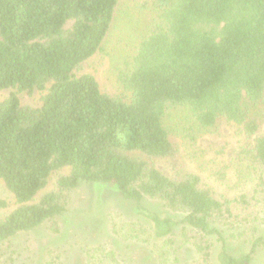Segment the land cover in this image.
Segmentation results:
<instances>
[{
    "label": "trees",
    "instance_id": "trees-1",
    "mask_svg": "<svg viewBox=\"0 0 264 264\" xmlns=\"http://www.w3.org/2000/svg\"><path fill=\"white\" fill-rule=\"evenodd\" d=\"M123 1L0 0V91H13L0 101V181L16 204L0 217V244L44 225L57 235L71 192L85 183L110 185L133 203L165 248L190 247L195 257L186 264H257L264 0H150L148 32L116 75L121 93L108 94L81 69L101 51ZM33 91L43 94L41 105L21 104L17 94ZM224 126L243 137L232 165L246 168L250 187L216 197L188 169L178 140L199 159L197 139ZM101 254L87 252L84 264L121 258L117 249ZM169 254L162 251L160 264ZM42 264L62 261L49 254Z\"/></svg>",
    "mask_w": 264,
    "mask_h": 264
},
{
    "label": "rangeland",
    "instance_id": "rangeland-1",
    "mask_svg": "<svg viewBox=\"0 0 264 264\" xmlns=\"http://www.w3.org/2000/svg\"><path fill=\"white\" fill-rule=\"evenodd\" d=\"M151 14L150 0H124L121 3L101 51L81 69V73L95 78L102 92L121 93L116 75L123 70L124 62L147 34ZM12 92L11 89L1 90L0 101ZM42 95L33 91L18 93L17 97L21 104L39 107ZM242 139L235 127L224 126L217 136L205 135L197 139L196 148L201 158L195 159L193 151L182 145L180 140L178 150L188 169L198 173L203 186L210 188L216 197L234 196L250 187L246 168L232 165ZM221 170L224 171L223 179H220L222 175H217ZM67 172L66 169L58 174ZM58 174L51 176L42 192L51 188ZM1 203H5V207H0V217L16 207L14 197L0 181ZM147 205L161 216L168 215L158 203ZM57 223L60 226L57 235L51 234L44 225L1 243L0 264H42L49 254L58 255L62 264H84L87 252L95 256L102 253V256L110 249H117L121 255L116 264H129L128 261L132 264H160L162 251L168 249L170 254L165 264H186L195 257L190 247L178 242L172 249L165 248L163 240L152 235L149 223L134 213V204L122 199L110 185L80 183L71 192L67 211L57 219ZM128 232H133L140 239L124 241L123 236ZM259 232L264 237V225ZM240 243L241 240L232 242V248L237 249ZM166 245L172 243L167 242ZM257 264H264V246Z\"/></svg>",
    "mask_w": 264,
    "mask_h": 264
}]
</instances>
